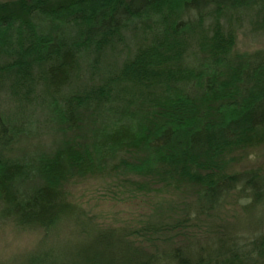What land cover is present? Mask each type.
Segmentation results:
<instances>
[{
    "label": "trees",
    "instance_id": "trees-1",
    "mask_svg": "<svg viewBox=\"0 0 264 264\" xmlns=\"http://www.w3.org/2000/svg\"><path fill=\"white\" fill-rule=\"evenodd\" d=\"M28 1L23 17L0 7V218L46 232L67 221L81 225L84 214L66 186L135 165L159 182L190 181L196 193L179 219L151 215L136 231L92 237L76 264H264V175H224L220 167L231 151L264 147V49L244 56L228 77L235 29L221 24L253 1L264 29V0ZM135 25L132 56L84 96L80 63L90 60L95 71ZM36 64L42 76H34ZM42 80L43 105L66 131L80 126L88 97L110 126L91 145L68 140L43 160L11 157L27 134L18 116ZM233 198L251 211L248 231L240 230L241 216L223 219Z\"/></svg>",
    "mask_w": 264,
    "mask_h": 264
},
{
    "label": "rangeland",
    "instance_id": "rangeland-1",
    "mask_svg": "<svg viewBox=\"0 0 264 264\" xmlns=\"http://www.w3.org/2000/svg\"><path fill=\"white\" fill-rule=\"evenodd\" d=\"M68 1L71 0H50V5L57 6ZM22 2L29 1L0 0V7L9 4L15 13L23 17L22 10L26 4ZM30 4L31 2L28 3ZM253 4L252 1L247 9L237 10V15L230 12L226 15L227 19L221 21L224 27L235 29L228 77L233 74L244 56L264 49L262 6ZM138 33L140 31L135 25L123 34L126 42L113 52L108 50L95 71L91 69L93 63L90 60L80 63L81 73L76 81L84 96L92 88L103 85L108 68L121 67L132 56L137 48ZM6 60L4 58L1 63L8 64L9 61ZM32 71L34 76L37 73L42 76L43 64L33 65ZM43 81L36 88L33 101L29 104L31 106L18 116V124L23 126L27 136L19 137L10 147L11 157L43 160L52 156L68 140L91 145L98 133L110 126L100 106L88 97L79 112L80 126L78 125L74 133L66 131V127L51 117L43 105L49 98L48 88ZM16 110L15 105L10 106L12 113H16ZM131 166V170L128 165L111 177L73 180L66 186L70 202L80 207L84 214L81 225L67 221L53 231L46 232L40 228L21 229L11 220L0 218V264H76L79 260L77 254L88 251L92 245V237L101 232L117 229L136 231L151 215L156 214L179 219L185 205L196 193V186L190 181L159 182L142 175L143 167ZM220 167L224 175L246 171H256L264 175V147L231 151ZM234 198L228 201L223 219L235 223L241 216L240 230L248 231L251 229V211L245 213ZM132 240H138L137 236H133Z\"/></svg>",
    "mask_w": 264,
    "mask_h": 264
}]
</instances>
